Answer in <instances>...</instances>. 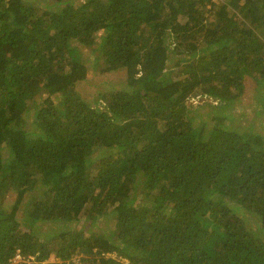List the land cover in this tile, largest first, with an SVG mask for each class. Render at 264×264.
Listing matches in <instances>:
<instances>
[{"label": "trees", "instance_id": "16d2710c", "mask_svg": "<svg viewBox=\"0 0 264 264\" xmlns=\"http://www.w3.org/2000/svg\"><path fill=\"white\" fill-rule=\"evenodd\" d=\"M262 124L264 0H0V264H264Z\"/></svg>", "mask_w": 264, "mask_h": 264}, {"label": "rangeland", "instance_id": "374dc122", "mask_svg": "<svg viewBox=\"0 0 264 264\" xmlns=\"http://www.w3.org/2000/svg\"><path fill=\"white\" fill-rule=\"evenodd\" d=\"M47 2L50 3L49 1H47ZM79 52L87 61L86 63L91 62L92 54H91L90 49H88V48L79 49ZM89 80L91 82L98 81L100 86L107 88L109 91H112L116 88H121L120 86L125 82L124 72H122V71H120V73H112V74H108V75H99V74H96V71H91V72H89L88 80H86L85 83H83V84H81V86H79V92L81 94L85 95L86 97H87V95H90L91 93L96 91L95 87L92 86V84H91V82H89ZM99 89H101V88L99 87ZM253 95H254V91L252 89V85H250L249 83H246L244 93L241 97V101L237 102L233 107L225 108L224 110H222V113L228 114L230 112L235 117H237L238 115H245L247 117L245 119V121L248 120L249 118L253 117V111L252 110L254 109L253 104L255 103V101H253V99H254ZM199 115L202 116L204 119L208 120V118H206V117H209V115H208V113L206 114L205 111H202V114L200 113ZM262 127H264V124H262ZM254 128L256 129V131H258V127H254ZM14 200H15V194L8 193V195L5 199V202H4L5 210H10V207L12 206ZM23 205L24 204H21L20 208H19L20 216H21V213L24 212V209H23L24 206ZM242 216L247 217L246 214H243ZM247 218H248L247 225L250 228H252L254 231H256L257 220L252 216L247 217ZM72 226L74 228L76 227V229H82L83 227L87 228L88 224L84 223L83 221H80V222L73 224ZM111 228H112V225H110L109 219L102 217V218H99L97 221H95L93 226L89 227V230L93 231L94 233H100V232H103V233L107 232L108 233L109 231H111L110 230ZM47 230H48V228H45L44 231H47ZM15 260L20 261L22 259L16 258ZM75 260L77 261V259H75ZM52 261L55 262L57 260H54L53 258H51V260L48 261V263H53ZM126 263H127V261H124V264H126Z\"/></svg>", "mask_w": 264, "mask_h": 264}, {"label": "built area", "instance_id": "2783aa9c", "mask_svg": "<svg viewBox=\"0 0 264 264\" xmlns=\"http://www.w3.org/2000/svg\"><path fill=\"white\" fill-rule=\"evenodd\" d=\"M15 258H20V257H19V255H16V257H15Z\"/></svg>", "mask_w": 264, "mask_h": 264}]
</instances>
